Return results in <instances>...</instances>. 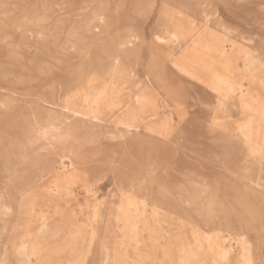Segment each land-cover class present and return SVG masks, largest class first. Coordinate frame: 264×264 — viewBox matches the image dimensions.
Listing matches in <instances>:
<instances>
[{"label": "rangeland", "instance_id": "374dc122", "mask_svg": "<svg viewBox=\"0 0 264 264\" xmlns=\"http://www.w3.org/2000/svg\"><path fill=\"white\" fill-rule=\"evenodd\" d=\"M176 1L0 0V264H264V143L256 157L242 145L264 142V0ZM102 6L107 18L91 19ZM186 8L200 31L209 13L229 52L237 43L229 72L247 94L214 89L212 74H226L217 48L200 52L211 71L186 74L174 61L189 42L158 41ZM114 71L101 120L68 124L53 101L84 109Z\"/></svg>", "mask_w": 264, "mask_h": 264}, {"label": "bare ground", "instance_id": "6f19581e", "mask_svg": "<svg viewBox=\"0 0 264 264\" xmlns=\"http://www.w3.org/2000/svg\"><path fill=\"white\" fill-rule=\"evenodd\" d=\"M178 1V0H177ZM176 1V2H177ZM180 1V0H179ZM181 2V1H180ZM128 3V2H127ZM131 3V2H130ZM179 4H181V3H179ZM184 5V4H183ZM122 7V6H121ZM186 7V6H185ZM202 7V6H201ZM188 8V7H187ZM186 8V10L185 11H183V12H175V16H176V19H178L177 21H176V24L174 23V24H169L170 26H168L167 27V32L169 33V36H160L159 34V36H157V39H158V41H160L161 43H169V42H176V43H180V45H181V43L182 42H184V43H188V45H187V47H186V51L183 53L184 54V58L185 59H182V62H181V60H179V59H177V60H175L174 61V63H176V65H178V66H180L179 68H180V70H181V68L184 70V69H186V72H184L183 70H181V71H183L184 73H186L187 74V70H188V68H192V71L194 70L195 71V65H199V67L200 66H202V67H204L205 69H208L207 71H211L212 70V68L211 67H213L214 66V62L215 61H213V62H208L201 54H203V55H205L204 53L205 52H208L209 50H211L212 48L215 50V48H217L218 49V51H219V53H220V55H221V57L225 60V63H224V67L225 68H223L224 70L226 69V72L224 71V73H226V74H222V75H218L217 73L216 74H212L213 75V80H215L216 81V83H215V85H214V89L216 90V88L217 87H221V84H219V83H222V84H225V83H227V85L231 88V89H233L235 92H236V90L237 91H240L241 92V94L243 93V95H245V91L244 90H248V89H245L244 88V85L243 84H241V83H239V82H236L235 80H233L232 78L233 77H231V75H230V72H229V67H230V63H231V60H232V56H233V52H235L234 50H237V43H234V44H232L233 46H234V49H233V51L232 52H229L227 49H226V43L228 42V39H226V38H222L221 36H223V35H221V33H218V31L220 30H218V31H215V30H213L212 29V27H211V25H210V15H209V13H207V12H205L204 13V19H203V22H202V27H204V30L202 31H200V24H199V22H198V19L196 18V17H194V15L193 14H191V12H190V9H187ZM180 11V10H179ZM117 13V12H116ZM90 15V14H89ZM126 15V14H125ZM90 16H92L91 17V19H95V18H97V16H100L101 18H103L104 20H105V18H107V16H108V12H107V10H106V7H104V6H102V8H101V12H98V11H96V12H94L93 13V15H90ZM118 16V15H117ZM129 16V15H128ZM88 18H89V16H88ZM124 18V17H123ZM128 18V17H127ZM172 18V17H171ZM103 19H101V20H103ZM146 19V18H145ZM179 19H183L182 21H180ZM103 20V21H104ZM120 20V19H119ZM122 20V19H121ZM124 20V19H123ZM126 20V19H125ZM99 21V20H98ZM171 21H172V19H171ZM220 21V20H219ZM114 22H116L115 20H114ZM221 22V21H220ZM57 23V22H56ZM88 23V22H87ZM97 23V22H96ZM99 23H101L100 21H99ZM133 23V22H132ZM113 24V23H112ZM111 24V25H112ZM115 24V23H114ZM121 24V23H120ZM86 25V24H85ZM23 26V25H22ZM115 26V25H114ZM220 26V25H219ZM94 27H99V24H96ZM220 27H222V25L220 26ZM121 28V27H120ZM121 30V29H120ZM117 33V32H116ZM132 33V32H131ZM42 34H44V33H42ZM118 34V33H117ZM145 34V33H144ZM138 36V35H137ZM141 36V35H140ZM152 36H154V35H152ZM206 36H211V38H212V41L211 40H208V39H206L207 37ZM116 37V36H115ZM135 37V36H134ZM189 37H190V39H189ZM208 37V38H209ZM225 37V36H224ZM241 37V36H240ZM155 38V37H154ZM132 39H133V37H132ZM135 39V38H134ZM112 40V39H111ZM190 40V41H189ZM231 40H233V39H231ZM237 41V40H236ZM240 41H241V39H240ZM241 42H243V41H241ZM107 43V42H106ZM156 43V42H155ZM238 43H239V41H238ZM157 44V43H156ZM231 44V43H230ZM253 44V43H252ZM154 45V44H153ZM170 45V44H169ZM166 46H168V45H166ZM215 47V48H214ZM153 48V47H152ZM162 48V47H161ZM123 49V48H122ZM148 49V48H147ZM155 49V48H154ZM241 50H242V48H241ZM122 51V50H121ZM174 51V50H173ZM217 51V50H216ZM215 51V52H216ZM154 52V51H153ZM200 52H203V53H201L200 54ZM242 52V51H241ZM125 53V52H124ZM147 53H148V51H147ZM146 53V54H147ZM167 53H168V51H167ZM210 53H211V51H210ZM241 55V54H240ZM147 56V55H146ZM206 56V55H205ZM121 57V56H120ZM245 68L247 69V70H249L251 73H254V72H256V71H258V67H260L263 63H261V62H258V63H256V59L254 60L253 59V57L251 56V54H246L245 56ZM256 57V56H255ZM101 58V57H100ZM256 58H258V57H256ZM99 59V58H98ZM119 59V58H118ZM113 60V59H112ZM117 60V59H116ZM121 60V59H120ZM159 60V62H160V60L161 59H158ZM212 60V59H211ZM258 60V59H257ZM87 62V61H86ZM110 62L112 63V61L110 60ZM124 62V61H123ZM123 62H122V64H123ZM84 63H85V61H84ZM83 64V63H82ZM86 64V63H85ZM127 64H128V61H127ZM130 64V63H129ZM84 65V64H83ZM151 66V65H150ZM234 66V65H233ZM195 67V68H194ZM201 67V68H202ZM237 67V66H236ZM211 68V69H210ZM91 69V68H90ZM103 69V68H102ZM113 69V68H112ZM109 70V69H108ZM199 70V69H198ZM203 71H204V69H202ZM214 70V69H213ZM216 70V69H215ZM214 70V71H215ZM75 71V70H74ZM193 71V72H194ZM206 71V70H205ZM205 71L204 72H202V73H205ZM219 71V70H218ZM122 72V71H121ZM121 72L120 71H114V72H112V80H111V82L110 83H103L101 86L103 87V90L102 91H99V92H97L96 94H94L93 95V97L92 98H90L89 99V95H87L86 94V98L84 99V101L87 103V105H88V107H86V108H84V109H79V108H76V107H73V106H70V105H68V104H65V103H59V102H55V101H53V104H54V107L56 106L57 108L56 109H60V110H62L63 111V114L65 115V117H64V120H66L67 122H68V124H74V120H79L80 119V117H82V116H88V115H91L92 117H93V119L94 118H96V120H99L100 119V117L102 116H100L99 114H97L96 112L99 110V105H101V100H99L100 99V97H99V95H101L102 94V97L107 93V90L109 89V87H114L113 85H115V83L117 82V81H120V79L117 77V73H120L121 74ZM198 72H200V71H198ZM125 73H127L128 75H133V68H131V69H128ZM219 73V72H218ZM193 74V73H192ZM191 74V75H192ZM196 74V73H195ZM200 74V73H199ZM190 75V76H191ZM194 75V74H193ZM192 77V76H191ZM195 77H198V76H196L195 75ZM201 77V76H200ZM200 77H198V78H200ZM201 79V78H200ZM204 80H205V78H203ZM239 79V78H238ZM254 79V78H253ZM211 80V79H210ZM243 80V79H242ZM212 81V80H211ZM241 81V80H240ZM245 81V80H244ZM248 81V80H247ZM264 81V80H263ZM203 82H205V81H203ZM243 82V81H242ZM252 82V81H251ZM211 83V82H210ZM261 83H262V81H261ZM253 84H254V82H253ZM116 86V85H115ZM252 86V85H251ZM246 88H248V87H246ZM214 91V90H213ZM217 91V90H216ZM71 92H73V90L72 91H70V92H65V95H66V97H69V95H71ZM141 93H142V95H141ZM141 93H139L140 95H137V99H139L140 97H143L144 95H143V93H145V92H141ZM247 94V93H246ZM64 95V96H65ZM249 95V94H248ZM247 95V96H248ZM258 96V95H257ZM145 97V96H144ZM248 97H250V95L248 96ZM258 98V97H257ZM105 99V98H104ZM103 99V100H104ZM256 99V98H255ZM255 99H254V101H255ZM260 100V99H259ZM258 100V101H259ZM249 101H252V99L251 100H249ZM263 101V100H262ZM258 103V102H257ZM50 105V104H49ZM251 105V103H249V106ZM51 106V105H50ZM115 106H117V104L115 103L114 104V106L113 107H115ZM247 107V106H246ZM245 107V108H246ZM252 107H255V105L254 106H252ZM170 108V107H169ZM261 108V107H260ZM256 109V108H255ZM259 113V112H258ZM102 114V113H101ZM86 118H88V117H86ZM103 118V117H102ZM101 120V119H100ZM57 121H59V120H54V122H52V124L50 125V128H51V130H53V132H54V134H55V137H56V139L57 140H63V139H65V137H67V133L66 132H64V131H62V129H63V127L61 126V124H62V121H60L59 123L57 122ZM94 122V121H93ZM100 122V121H99ZM258 122H259V120H258ZM101 123H102V121H101ZM104 123V122H103ZM123 124V126L125 125V126H127L128 128H130L131 129V127H132V125H131V123H129V122H127V121H121L120 122V124ZM261 123V122H260ZM263 123H264V121H263ZM66 125V124H65ZM117 125V124H116ZM258 125V124H257ZM260 125H263L262 123L261 124H259L258 126H260ZM71 126V125H70ZM98 126V125H97ZM262 128H263V126H262ZM117 129V128H116ZM140 129V128H139ZM210 130V129H209ZM255 130V129H254ZM38 131H39V135L40 136H44L45 138H46V129L44 128V127H42V126H38ZM211 131V130H210ZM257 131V130H256ZM261 132L263 131L262 129L260 130ZM255 133V132H254ZM258 133V132H257ZM48 134H49V132H48ZM262 134H263V132H262ZM122 135V134H121ZM256 135V134H255ZM254 135V136H255ZM123 136V135H122ZM253 136V135H252ZM111 137H113V133L111 134ZM121 137V136H120ZM38 138H40L39 136H38ZM48 139V138H47ZM213 140V142L215 143V144H217V143H220V141H219V139L218 138H213L212 139ZM95 141H97L96 140V137L95 138H92V140H91V142H95ZM244 143V144H243ZM242 143V145L244 146V147H246L247 149H246V153H248V156H254V157H256V155H255V152L257 151V150H259V148L260 147H262V145H263V141H261V140H259V139H253V140H248V141H245V142H243ZM47 146L49 147H51L52 146V141H50L49 143H47L46 145H43V146H41V149H43V150H45V151H47ZM110 146V145H109ZM220 146H222V143H221V145ZM218 147V146H217ZM219 149V148H218ZM263 148H261V150H262ZM220 151L218 152V154L222 157V152L223 151H221V149H219ZM223 150V149H222ZM243 150V149H242ZM63 151H66V150H63ZM41 152V151H40ZM259 153V152H258ZM222 154V155H221ZM67 155L68 154H66V155H64L63 153H61L60 154V156H59V159L63 162V158L66 156V158H67ZM70 155V154H69ZM218 155V156H219ZM158 156V155H157ZM253 157V158H254ZM70 158V157H69ZM65 159V158H64ZM244 159V158H243ZM246 159H248V157L246 158ZM254 159H256V158H254ZM70 161H71V163H70V167L72 168V169H76V161L75 160H73L72 158L70 159ZM243 161V160H242ZM243 163V162H242ZM63 165V169H67L64 173H63V177L64 178H71L72 177V175H73V172L72 171H69L68 169V167L63 163L62 164ZM222 165V164H221ZM245 168V167H244ZM244 168H242V170L244 169ZM241 169V168H240ZM246 172L248 171L246 168L244 169ZM162 171H163V169H162ZM41 170H39V174L38 175H40L41 174ZM162 174V173H161ZM164 174H165V172H164ZM264 178V177H263ZM262 179V178H261ZM260 179V180H261ZM34 180V179H33ZM32 179L31 180H28L27 181V183H26V185H25V189H27V188H32L31 186H33V183H34V181H33ZM264 180V179H263ZM54 182V181H53ZM261 182H264V181H261ZM260 182V184H262ZM257 183H258V181H257ZM53 184V183H52ZM69 184V183H68ZM264 185V184H263ZM54 188V187H53ZM118 188V187H117ZM155 188V187H154ZM55 190H60V189H62L58 184H56V186H55V188H54ZM50 190H52L51 188H50ZM32 191V190H31ZM146 191V190H145ZM76 192V191H75ZM90 192V191H89ZM114 192H116V190L114 191ZM32 193H35V191L33 190L32 191ZM126 198V197H125ZM135 198V197H134ZM147 200V199H146ZM130 201V200H129ZM144 201V200H143ZM145 202V201H144ZM129 203V202H128ZM124 204V203H123ZM127 204V203H126ZM130 204H131V202L129 203V207H130ZM145 204V203H144ZM144 204H143V206H144ZM128 206V205H127ZM155 206V205H154ZM159 206H160V204H159ZM120 207V206H119ZM9 208H12V206L11 205H9ZM140 208V207H139ZM144 208V207H143ZM131 210V209H130ZM97 211V210H96ZM99 212V211H98ZM98 214H100V213H98ZM156 214H157V211H156ZM143 215V214H142ZM44 217V216H43ZM101 217H103V216H101ZM45 218V217H44ZM89 218V217H88ZM43 219V218H42ZM95 219V218H94ZM249 219V218H248ZM45 223V222H44ZM76 232V231H75ZM78 236V235H77ZM90 237H91V235H90ZM101 237V236H100ZM245 237V236H244ZM77 238V237H76ZM212 238H214L212 235H208L207 236V241L209 240L210 241V239H212ZM243 238V237H242ZM102 239H103V237H102ZM96 240V239H95ZM104 240V239H103ZM102 241V240H101ZM138 241V240H137ZM89 242V241H88ZM247 242V241H246ZM253 242V241H252ZM95 243V242H94ZM251 243V242H250ZM28 245V244H27ZM104 246V245H103ZM25 248L27 247L26 245L24 246ZM90 248H92V247H90ZM37 244L34 242V243H31V246L29 247V250H28V253H30V254H32V255H34V254H36L37 253ZM228 251V250H227ZM227 251H224V252H220L221 253V257H226L227 256ZM27 252V251H26ZM252 253V252H251ZM31 256V255H30ZM26 257L28 258V256H27V254H26ZM32 257V256H31ZM253 263V262H252Z\"/></svg>", "mask_w": 264, "mask_h": 264}]
</instances>
